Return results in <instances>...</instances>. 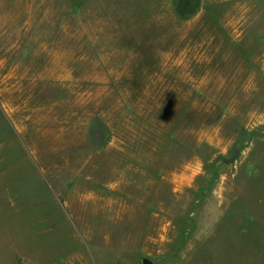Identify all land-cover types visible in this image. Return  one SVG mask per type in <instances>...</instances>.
<instances>
[{
    "label": "rangeland",
    "instance_id": "rangeland-1",
    "mask_svg": "<svg viewBox=\"0 0 264 264\" xmlns=\"http://www.w3.org/2000/svg\"><path fill=\"white\" fill-rule=\"evenodd\" d=\"M264 264V0H0V264Z\"/></svg>",
    "mask_w": 264,
    "mask_h": 264
},
{
    "label": "trees",
    "instance_id": "trees-1",
    "mask_svg": "<svg viewBox=\"0 0 264 264\" xmlns=\"http://www.w3.org/2000/svg\"><path fill=\"white\" fill-rule=\"evenodd\" d=\"M142 261L144 262V264H146V263L153 264V263H151L150 261H148L147 259H142Z\"/></svg>",
    "mask_w": 264,
    "mask_h": 264
},
{
    "label": "water",
    "instance_id": "water-1",
    "mask_svg": "<svg viewBox=\"0 0 264 264\" xmlns=\"http://www.w3.org/2000/svg\"><path fill=\"white\" fill-rule=\"evenodd\" d=\"M141 264H144V262L141 260Z\"/></svg>",
    "mask_w": 264,
    "mask_h": 264
},
{
    "label": "flooded vegetation",
    "instance_id": "flooded-vegetation-1",
    "mask_svg": "<svg viewBox=\"0 0 264 264\" xmlns=\"http://www.w3.org/2000/svg\"><path fill=\"white\" fill-rule=\"evenodd\" d=\"M146 264H150V263H146Z\"/></svg>",
    "mask_w": 264,
    "mask_h": 264
}]
</instances>
